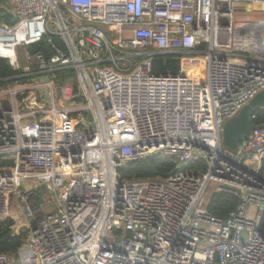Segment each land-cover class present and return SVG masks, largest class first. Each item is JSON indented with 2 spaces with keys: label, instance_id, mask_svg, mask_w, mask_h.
<instances>
[{
  "label": "built area",
  "instance_id": "1",
  "mask_svg": "<svg viewBox=\"0 0 264 264\" xmlns=\"http://www.w3.org/2000/svg\"><path fill=\"white\" fill-rule=\"evenodd\" d=\"M6 6L0 56L19 70L25 46L36 68L0 86V159L12 162L0 167V220L27 231L0 264H264V125L237 152L222 143L223 122L264 89V0ZM44 38L54 54H30ZM165 53L181 54L177 73L154 71ZM186 59L204 70L185 71ZM64 69L75 75L62 82ZM154 154L175 170L121 177L119 167ZM200 162L206 171L191 167ZM214 192L239 199L226 219L208 210Z\"/></svg>",
  "mask_w": 264,
  "mask_h": 264
},
{
  "label": "trees",
  "instance_id": "2",
  "mask_svg": "<svg viewBox=\"0 0 264 264\" xmlns=\"http://www.w3.org/2000/svg\"><path fill=\"white\" fill-rule=\"evenodd\" d=\"M8 0H0V24H13V16L9 12L6 4ZM57 44L64 48V42L58 37H55ZM30 54H35L39 51L43 52L45 56L49 57L54 54L51 44L47 43L44 38L41 41L35 42L28 46ZM181 66V54L165 53L156 55L153 61V69L156 73H177ZM22 70H15L9 59L0 56V86H7L13 84L15 81L25 82L27 77H21L16 80L14 77L21 74ZM61 81L74 77L73 69H64ZM254 121L257 124H264V108L259 109L254 114ZM11 160L0 159V167L11 164ZM176 167L175 161L171 157L154 154L151 156L137 158L128 161L124 166L119 167L118 171L124 180H136L155 177H167ZM199 171H206L207 165L205 162L198 163L197 166H192ZM264 173V163H263ZM239 203L237 196L226 192H214L209 200L208 210L217 218L226 219L231 212L236 210ZM15 220L7 218L0 220V256L7 255L16 257L19 249L24 244L27 238V231L25 229L20 232H15L13 227Z\"/></svg>",
  "mask_w": 264,
  "mask_h": 264
},
{
  "label": "water",
  "instance_id": "3",
  "mask_svg": "<svg viewBox=\"0 0 264 264\" xmlns=\"http://www.w3.org/2000/svg\"><path fill=\"white\" fill-rule=\"evenodd\" d=\"M262 108H264V89L244 105L235 116L223 122L222 143L227 150L237 152L241 139L248 138L256 128L264 125L254 121L255 112Z\"/></svg>",
  "mask_w": 264,
  "mask_h": 264
},
{
  "label": "rangeland",
  "instance_id": "4",
  "mask_svg": "<svg viewBox=\"0 0 264 264\" xmlns=\"http://www.w3.org/2000/svg\"><path fill=\"white\" fill-rule=\"evenodd\" d=\"M27 54H28L27 48H25V46H21L18 49V55H17L18 66H19V70H22L23 72H25L26 70H33V68H36L34 64V60L31 57H29ZM198 55L204 56L205 54L200 53ZM6 101L7 99H5L4 97H0V103H5ZM44 180L45 178H41L34 181V183L35 185H40V182ZM38 192L40 193V197L43 199L48 200L52 198L51 195L47 193L46 186H42L40 190H38ZM14 209L17 211V217L19 219L17 221L20 222V220L22 219L24 221L22 209L20 206L17 205V203L14 204Z\"/></svg>",
  "mask_w": 264,
  "mask_h": 264
},
{
  "label": "bare ground",
  "instance_id": "5",
  "mask_svg": "<svg viewBox=\"0 0 264 264\" xmlns=\"http://www.w3.org/2000/svg\"><path fill=\"white\" fill-rule=\"evenodd\" d=\"M245 10L250 11V10H258L261 8L259 4L257 5H244ZM264 40V34H262V38L260 41ZM247 45V43H245ZM184 70L188 71L193 69H198L200 71L204 70V63L202 59H193V60H184Z\"/></svg>",
  "mask_w": 264,
  "mask_h": 264
},
{
  "label": "crops",
  "instance_id": "6",
  "mask_svg": "<svg viewBox=\"0 0 264 264\" xmlns=\"http://www.w3.org/2000/svg\"><path fill=\"white\" fill-rule=\"evenodd\" d=\"M17 220H19L18 218H17ZM16 222V221H15ZM20 222H23V219L22 220H20Z\"/></svg>",
  "mask_w": 264,
  "mask_h": 264
}]
</instances>
